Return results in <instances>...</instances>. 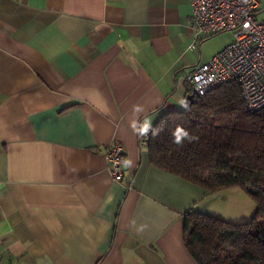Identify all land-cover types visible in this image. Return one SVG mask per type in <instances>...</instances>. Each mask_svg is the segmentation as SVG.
Segmentation results:
<instances>
[{
  "label": "crops",
  "instance_id": "0c3cea01",
  "mask_svg": "<svg viewBox=\"0 0 264 264\" xmlns=\"http://www.w3.org/2000/svg\"><path fill=\"white\" fill-rule=\"evenodd\" d=\"M191 15L187 0H0V264H200L185 213L252 217L244 190L210 192L139 143L215 54Z\"/></svg>",
  "mask_w": 264,
  "mask_h": 264
},
{
  "label": "trees",
  "instance_id": "16d2710c",
  "mask_svg": "<svg viewBox=\"0 0 264 264\" xmlns=\"http://www.w3.org/2000/svg\"><path fill=\"white\" fill-rule=\"evenodd\" d=\"M147 148L159 169L214 193L240 188L256 202L242 222L185 213L187 248L200 264H264V108L249 111L239 84L228 81L164 113Z\"/></svg>",
  "mask_w": 264,
  "mask_h": 264
},
{
  "label": "built area",
  "instance_id": "2783aa9c",
  "mask_svg": "<svg viewBox=\"0 0 264 264\" xmlns=\"http://www.w3.org/2000/svg\"><path fill=\"white\" fill-rule=\"evenodd\" d=\"M192 8L190 25L197 41L223 32L233 40L185 75L191 96L202 97L228 81H236L247 109L264 108V20L257 17L259 0H187ZM152 129L140 125L139 143L147 146ZM109 170L124 176V148L114 142L107 149Z\"/></svg>",
  "mask_w": 264,
  "mask_h": 264
},
{
  "label": "rangeland",
  "instance_id": "374dc122",
  "mask_svg": "<svg viewBox=\"0 0 264 264\" xmlns=\"http://www.w3.org/2000/svg\"><path fill=\"white\" fill-rule=\"evenodd\" d=\"M260 17H263V16H260ZM233 38H234V34L232 32H229V31L215 35V36L205 40L206 41L205 42L206 51L208 52V54L209 53L210 54L216 53V52L220 51L221 49H223L228 43H230L233 40ZM192 97L193 96H191V95L189 96L190 99ZM247 194H248V197L251 199V202L253 203L252 205L255 206L256 202H255L254 198L249 193H247ZM252 210H254V209H252Z\"/></svg>",
  "mask_w": 264,
  "mask_h": 264
},
{
  "label": "water",
  "instance_id": "95a60500",
  "mask_svg": "<svg viewBox=\"0 0 264 264\" xmlns=\"http://www.w3.org/2000/svg\"><path fill=\"white\" fill-rule=\"evenodd\" d=\"M249 191H250V192H253V190H251V189H250Z\"/></svg>",
  "mask_w": 264,
  "mask_h": 264
}]
</instances>
